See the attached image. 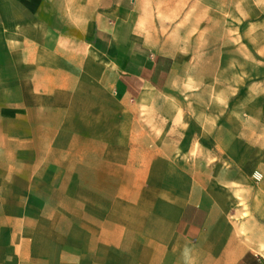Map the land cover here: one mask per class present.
<instances>
[{"label":"crops","instance_id":"1","mask_svg":"<svg viewBox=\"0 0 264 264\" xmlns=\"http://www.w3.org/2000/svg\"><path fill=\"white\" fill-rule=\"evenodd\" d=\"M0 264H264V0H0Z\"/></svg>","mask_w":264,"mask_h":264},{"label":"rangeland","instance_id":"2","mask_svg":"<svg viewBox=\"0 0 264 264\" xmlns=\"http://www.w3.org/2000/svg\"><path fill=\"white\" fill-rule=\"evenodd\" d=\"M205 52V50L200 51L201 54H203ZM202 63V62H200ZM196 83V82H195ZM201 85L198 86L197 85L194 86V89L191 88V83H186L182 86V88L180 87L177 93H174L172 95H170L167 99L171 100V101H178V102H191L193 99H199V100H204L207 99L206 98V94H202L201 93ZM191 90H194L195 92H199V98L197 97V95H193L194 92H191ZM196 98H195V97ZM154 101H158L157 99H154ZM156 110H141V117H158V114L154 113Z\"/></svg>","mask_w":264,"mask_h":264}]
</instances>
